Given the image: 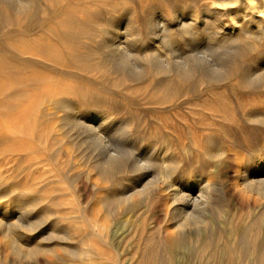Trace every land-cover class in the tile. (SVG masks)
Wrapping results in <instances>:
<instances>
[{"label": "rangeland", "instance_id": "rangeland-1", "mask_svg": "<svg viewBox=\"0 0 264 264\" xmlns=\"http://www.w3.org/2000/svg\"><path fill=\"white\" fill-rule=\"evenodd\" d=\"M262 9L0 0V264H264Z\"/></svg>", "mask_w": 264, "mask_h": 264}, {"label": "bare ground", "instance_id": "bare-ground-1", "mask_svg": "<svg viewBox=\"0 0 264 264\" xmlns=\"http://www.w3.org/2000/svg\"><path fill=\"white\" fill-rule=\"evenodd\" d=\"M252 1V0H251ZM258 1V0H257ZM30 2V1H29ZM34 2V1H33ZM25 3V2H24ZM27 3V2H26ZM19 4H23V3H19ZM30 4V3H29ZM28 4V5H29ZM27 5V4H26ZM24 5V6H26ZM5 6V5H4ZM22 6V7H24ZM21 7V8H22ZM18 8V7H17ZM37 8H39L37 6ZM252 8V7H251ZM5 9V8H3ZM3 11V10H2ZM261 11V10H260ZM258 11V12H260ZM4 13V12H3ZM10 13V12H9ZM262 13V15L264 16V10L262 9V11L260 12ZM1 14V13H0ZM3 15V14H2ZM248 15V14H247ZM195 16V15H193ZM2 17V16H1ZM264 19V18H263ZM3 22V21H2ZM161 24V23H160ZM164 24V23H163ZM167 24V23H166ZM162 25V24H161ZM261 27L264 26V20L262 21V23L260 24ZM259 25V26H260ZM112 30V29H111ZM166 30V29H165ZM170 30V29H169ZM172 30V29H171ZM182 30V29H181ZM213 30V29H212ZM211 31V30H210ZM248 32V31H247ZM164 34V33H163ZM166 34V33H165ZM179 34V33H178ZM165 36V35H164ZM175 36V35H174ZM178 36V35H177ZM167 37V36H166ZM168 38V37H167ZM181 39V38H180ZM133 40V39H132ZM137 40V39H136ZM120 45V44H119ZM134 45V44H133ZM136 45V44H135ZM176 45V44H175ZM140 46V45H139ZM142 46V45H141ZM128 48V47H127ZM139 48V47H138ZM178 49V48H177ZM138 50V49H137ZM141 51V50H140ZM149 51V50H148ZM137 54V53H136ZM145 54V53H144ZM262 56V55H261ZM260 59V58H259ZM92 69V68H91ZM231 72V71H230ZM183 78V77H182ZM179 79V78H178ZM185 79V78H184ZM263 85H264V80L262 81ZM171 83V82H170ZM165 84V83H164ZM250 85V83H249ZM252 86V85H251ZM166 90V89H164ZM162 91V90H161ZM262 115V114H261ZM263 147V146H262ZM264 151V150H263ZM262 151V152H263ZM257 152V151H256ZM255 153V152H254ZM259 153V152H258ZM257 154V153H255ZM264 155H260L257 154L253 157V161L252 163L255 164L256 168H253V170H258V175L251 177V178H243L245 180L242 181L241 183V193H247V194H253V195H259L260 199H262L264 201V162H261V158H263ZM251 158V157H250ZM249 164V163H248ZM239 165V164H238ZM251 167V166H250ZM249 167V168H250ZM253 167V166H252ZM260 170V171H259ZM247 172V171H246ZM261 172V173H260ZM239 174V173H238ZM248 174L243 173V176H246ZM208 176V175H207ZM239 177L241 176V174L238 175ZM252 176V175H251ZM247 177V176H246ZM247 179V180H246ZM201 186V185H200ZM211 188L209 186V184L205 183L201 189H200V193H199V210L202 206H206V203L210 202L211 199ZM173 202H177V206L175 207V211L185 214V212H187L186 208L188 207V204L190 203V197L188 196V194L184 193V192H180L179 190L174 191L173 195L170 198ZM228 204H232V206L234 208L239 207V206H244V200H238V197L236 198L234 195H232L230 197V200H227ZM264 203V202H263ZM246 204V203H245ZM217 207H221L224 206V204L222 205H218L216 204ZM195 207V206H194ZM202 209V208H201ZM181 214V215H182ZM189 216V214H187ZM231 215V214H230ZM187 218V217H185ZM233 222V221H232ZM231 222V225L233 224ZM182 226V224L180 225V227ZM232 230L234 231L233 234H235L234 236V240L237 239V237L239 238V230L237 229V227L235 228V226L232 228ZM12 234V233H11ZM232 237V236H231ZM168 253V252H167ZM222 254V253H221ZM220 260V259H219Z\"/></svg>", "mask_w": 264, "mask_h": 264}, {"label": "clouds", "instance_id": "clouds-1", "mask_svg": "<svg viewBox=\"0 0 264 264\" xmlns=\"http://www.w3.org/2000/svg\"><path fill=\"white\" fill-rule=\"evenodd\" d=\"M258 74L253 76L251 79L246 80V83H250ZM257 89L261 88V85L257 84L255 86ZM264 121V117H248V123L250 126H261L264 127V123H261Z\"/></svg>", "mask_w": 264, "mask_h": 264}]
</instances>
